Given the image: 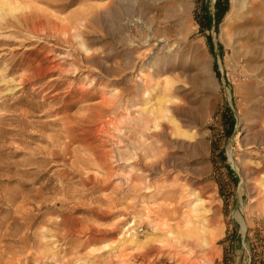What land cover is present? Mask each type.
Wrapping results in <instances>:
<instances>
[{
    "label": "rangeland",
    "instance_id": "374dc122",
    "mask_svg": "<svg viewBox=\"0 0 264 264\" xmlns=\"http://www.w3.org/2000/svg\"><path fill=\"white\" fill-rule=\"evenodd\" d=\"M7 1L0 0V264H221L229 218L241 233L264 223V0H229L217 31L201 30L199 0L188 8L184 0ZM203 1L213 14L216 0ZM187 32L184 44H173ZM147 33L159 34L160 45L141 46ZM164 99L167 111L157 117ZM225 106L236 119L226 137ZM169 119L182 135H157L158 122L173 127ZM214 139L224 164L217 155L213 162ZM224 165L235 179L233 189L225 186L228 215L219 191V181L231 186ZM207 210L218 220L209 244L182 251L166 236L203 226Z\"/></svg>",
    "mask_w": 264,
    "mask_h": 264
},
{
    "label": "trees",
    "instance_id": "16d2710c",
    "mask_svg": "<svg viewBox=\"0 0 264 264\" xmlns=\"http://www.w3.org/2000/svg\"><path fill=\"white\" fill-rule=\"evenodd\" d=\"M199 16L196 20L202 31L214 29L217 31L219 23L229 9V0H216L214 5V13L212 14L203 0H199ZM211 42V36L207 37ZM235 116L230 107L225 106L219 112V123L221 125L220 136H229L234 128ZM215 155L218 161L224 164L225 155L220 147L219 139H214L212 143V159L214 164ZM231 186L224 185L219 181V191L224 199L225 215H228V199L231 197L225 186L232 188L235 185L233 172L228 165H224ZM223 244V256L221 264H238L239 259H245L242 264H264V223L249 227L244 233H241L239 224L232 218L227 221V229L224 238L221 240Z\"/></svg>",
    "mask_w": 264,
    "mask_h": 264
},
{
    "label": "bare ground",
    "instance_id": "6f19581e",
    "mask_svg": "<svg viewBox=\"0 0 264 264\" xmlns=\"http://www.w3.org/2000/svg\"><path fill=\"white\" fill-rule=\"evenodd\" d=\"M118 1V0H117ZM159 1V0H158ZM232 2L234 1V0H231ZM2 5H4V4H9V2L7 1V0H2ZM112 2H114V1H110V2H108V3H110V4H112ZM116 2V1H115ZM114 2V3H115ZM123 2V1H122ZM183 2V4H181L184 8H188L189 7V3H188V0H184V1H180V3H182ZM240 3V2H239ZM134 4V3H133ZM132 4V5H133ZM174 7L176 6V4H173V3H171ZM234 4V3H233ZM105 5V4H104ZM108 5V4H107ZM93 6H95V5H93ZM110 6H112V5H110ZM121 6H122V4L119 2L118 4H115L114 5V7H115V10L116 11H118V10H120L121 9ZM103 7V6H102ZM100 8V7H99ZM139 8V7H138ZM178 8H180V7H178ZM102 9V8H101ZM100 9V10H101ZM140 9V8H139ZM89 10V9H88ZM98 10V9H97ZM112 10V9H111ZM137 10V9H136ZM176 10V9H175ZM87 11V10H86ZM95 12V11H94ZM97 12V11H96ZM178 12V11H177ZM88 13H89V11H88ZM93 13V12H92ZM184 13V12H183ZM79 14V13H78ZM91 14V13H90ZM122 15V14H121ZM186 15H187V13H186ZM230 15V14H229ZM91 15H89V17H90ZM94 16V15H93ZM95 16H96V14H95ZM104 17V16H103ZM126 17V16H125ZM139 17V16H138ZM151 17V16H150ZM91 18V17H90ZM107 18V17H106ZM128 18V17H127ZM130 18V17H129ZM168 18V17H167ZM171 18V17H170ZM111 19V18H110ZM122 19H123V17H122ZM125 19V18H124ZM148 19V18H147ZM131 20V19H130ZM135 19H133V21H134ZM182 20V19H181ZM80 21V20H79ZM132 21V20H131ZM76 22V21H75ZM81 22V21H80ZM181 22V21H180ZM187 22V21H186ZM78 23V22H77ZM110 23V22H109ZM182 23V22H181ZM127 24V23H126ZM183 24V23H182ZM122 25V24H121ZM124 25V24H123ZM179 25V24H178ZM59 26V25H58ZM91 26H92V24H91ZM94 26V25H93ZM115 26V25H114ZM134 26V25H133ZM112 27V26H111ZM185 27V26H184ZM53 28V27H52ZM57 28V27H56ZM135 28V27H134ZM74 29V28H73ZM110 29V28H109ZM122 29V28H121ZM133 29V28H132ZM147 31H148V33H149V29H150V25H148V27H146L145 28ZM152 29V28H151ZM123 30V29H122ZM182 30V29H181ZM189 30V29H188ZM57 31V30H56ZM69 31H70V29H69ZM76 31V30H75ZM74 31V32H75ZM146 31V32H147ZM62 32V31H61ZM64 32V31H63ZM71 32V31H70ZM119 32V31H118ZM133 32V31H132ZM180 32V31H179ZM147 33V34H148ZM70 34H72V32L70 33ZM116 34V33H115ZM155 34V33H154ZM73 35V34H72ZM120 35H122V34H120ZM127 35V34H126ZM158 35L159 34H157V37H155L154 38V36L152 37L150 34H148V39H145L142 43H141V46H144V45H147V46H150V47H155V46H157V45H160V43H159V37H158ZM64 36V35H63ZM115 36V35H114ZM145 36V35H144ZM174 36V35H173ZM72 37V36H71ZM112 37V36H111ZM137 38V37H136ZM159 38V39H158ZM162 38V37H161ZM174 38H176L174 41H173V44H176L177 46H180L184 41H185V39H187L188 38V32L186 33V34H184V33H180V37L178 36H176V37H174ZM129 39V38H128ZM140 39V38H139ZM114 40H115V38H114ZM130 41V40H129ZM184 44V43H183ZM179 48V47H178ZM85 49V48H84ZM170 49V48H169ZM171 49H172V47H171ZM203 50V49H202ZM83 52H85V51H83ZM95 52H96V49H95ZM110 52V51H109ZM113 52V51H112ZM155 52V51H154ZM88 54V53H87ZM177 55V54H176ZM90 56V55H89ZM87 57V56H86ZM144 58V57H143ZM204 58V57H203ZM147 61H148V59H147ZM150 63H151V65L155 68V71H157V72H159V70H160V67L156 64V62H154L153 61V59L150 61ZM165 64L166 63H163L162 65H164L165 66ZM135 65V64H134ZM155 65V66H154ZM48 66H50V65H48ZM136 66V65H135ZM53 68V67H52ZM147 69V68H146ZM151 69V68H150ZM42 70H44V69H42ZM65 70V69H64ZM79 70V69H78ZM136 70V69H135ZM70 71V70H69ZM72 71V70H71ZM129 71V70H128ZM44 73H45V71H43ZM77 72V71H76ZM75 72V73H76ZM80 72V71H79ZM42 73V72H41ZM125 73V72H124ZM28 74V73H27ZM77 74V73H76ZM162 76V75H161ZM136 77V76H135ZM29 78V77H28ZM31 79H28L29 80V82L32 80V76L30 77ZM33 79H35V78H33ZM54 78H50L49 80L50 81H52ZM114 79V78H113ZM121 79V78H120ZM24 78L23 77H21V78H19L17 81H15V79H11V80H8V82H14V84L16 83V84H22V83H24ZM115 81V80H114ZM3 82H6V80L4 79L3 80ZM93 82V81H92ZM94 83V82H93ZM27 84V83H26ZM150 82L148 81V82H146V84H145V86L147 85V86H150ZM25 85V84H24ZM31 85V84H30ZM121 86V85H120ZM14 89L16 88V87H13ZM19 88V87H18ZM81 88H82V86H81ZM80 88V89H81ZM10 89H12V88H10ZM118 89H119V87H118ZM13 90V89H12ZM73 90V89H72ZM123 92V91H122ZM103 95V94H102ZM142 95V94H141ZM167 95V94H166ZM49 98V97H48ZM118 98V97H117ZM103 99V98H102ZM148 99V98H147ZM150 99V98H149ZM174 100V99H173ZM137 101V100H136ZM140 101V100H139ZM176 101V100H175ZM123 102V101H122ZM138 102V101H137ZM167 102H169V100H166V99H164L163 100V103H160V106H159V109H158V111H157V117H164L165 116V112L167 111V106L165 105V103H167ZM120 103V102H119ZM171 103V102H170ZM158 106V105H157ZM183 106V105H182ZM151 107V106H150ZM172 107H174V106H172ZM156 108V107H155ZM154 108V109H155ZM116 109V108H115ZM171 111V110H170ZM52 112V111H51ZM154 113V112H153ZM145 115V114H144ZM168 115H169V113H168ZM140 116V115H139ZM108 117V116H107ZM157 117H155V118H157ZM111 118V117H110ZM117 118V117H116ZM154 118V119H155ZM104 119V118H103ZM102 119V120H103ZM147 119V118H146ZM167 119V118H166ZM113 120V119H112ZM150 120H152V118H150L149 119V121ZM169 120H171V119H169ZM189 120V119H188ZM117 121V120H116ZM104 122V121H103ZM136 122V121H135ZM151 122V121H150ZM106 123V122H105ZM139 123V122H138ZM171 125H173V127H170V126H167V125H165L163 122H158L157 123V125H155L156 126V133H157V135H159V136H164L165 134H166V132H171V134L172 135H182L183 133H182V131H180V124L179 125H177L176 124V122H174L173 121V119L171 120ZM103 124V123H102ZM148 124V123H147ZM170 125V124H169ZM142 126V125H141ZM154 126V125H153ZM194 126V125H193ZM64 127V126H63ZM98 127V126H97ZM99 128V127H98ZM97 128V129H98ZM101 128V127H100ZM136 128V127H135ZM143 128V127H142ZM141 128V129H142ZM108 129V128H107ZM140 129V130H141ZM65 130V129H64ZM103 130V129H102ZM263 130V129H262ZM68 131V130H67ZM104 131H106V128H105V130ZM148 131V130H147ZM149 131H150V129H149ZM100 132H102V131H100ZM106 132H109V130L108 131H106ZM152 133V132H151ZM68 135V134H67ZM72 135V134H71ZM187 135V134H186ZM73 136V135H72ZM158 136V137H159ZM189 136H192V134H189ZM68 137V136H67ZM183 137V136H182ZM66 139V138H65ZM159 139V138H158ZM60 140V139H59ZM176 139H174V140H172V141H175ZM188 140V139H187ZM60 141H62V140H60ZM194 141V140H193ZM66 143V142H65ZM150 143V142H149ZM158 143V142H157ZM190 143V142H189ZM70 144V143H69ZM152 144H154V143H152ZM156 145V144H155ZM165 145V142H162L161 143V145H160V147H159V145H157L158 146V151L159 152H161V151H164V150H161L162 148H163V146ZM147 146H148V144H147ZM67 147V146H66ZM142 147H143V145H142ZM162 147V148H161ZM150 148V147H149ZM155 148V147H154ZM175 148V147H174ZM146 150V149H145ZM153 150V149H152ZM144 151V150H143ZM153 152V151H152ZM155 152V151H154ZM148 153V152H147ZM163 153V152H162ZM166 153V152H165ZM230 153V156L232 157V152H229ZM47 154V153H46ZM57 156H55L54 155V153H52V158H56ZM46 158V157H45ZM164 158V157H163ZM163 158L161 159L160 158V163H159V168H158V171L160 172V173H164L165 174V171H166V167H165V164H164V161L165 160H163ZM159 160V159H158ZM50 163V162H49ZM40 166V165H39ZM154 166V165H153ZM31 169V168H30ZM154 169V168H153ZM158 175H159V173H158ZM39 177H42V176H44V174L42 173V174H39L38 175ZM262 187V186H261ZM261 189V188H260ZM44 197V196H43ZM199 203V202H198ZM202 204V203H201ZM203 206V205H202ZM209 206V205H208ZM195 207V206H194ZM204 207V206H203ZM210 207V206H209ZM209 207H208V209H209ZM54 211V210H53ZM211 211V210H210ZM209 210H207L205 213H207L206 215H209V217H207V218H205V223L203 224V226H201V224H200V226H193V228H190V226H189V229H185L183 232H182V234H181V236L178 238V239H176V238H174V235L172 234V233H169L168 231H166V236H168V237H170L171 239H173V241H175L176 243H178L179 244V246H180V248L181 249H183L182 251H187L188 249V247H192V248H195V247H200V246H203L204 244H209V242L211 241V240H213V238H214V236H215V230L214 229H217L216 228V226H217V224H218V220H217V216H216V212H214V211H212V212H210ZM188 214V213H187ZM197 216V215H196ZM125 218V217H124ZM191 218H192V216H191ZM197 218V217H196ZM190 221V220H189ZM188 222V221H187ZM132 223H130V224H128L127 226H126V229H130L131 227H132ZM186 226V225H185ZM243 227V226H242ZM157 229V228H156ZM155 230V229H154ZM219 231V230H218ZM164 234V233H163ZM180 234V233H179ZM159 242V241H158ZM172 242V241H171ZM213 243V242H212ZM211 243V244H212ZM175 244V243H174ZM164 245V244H163ZM172 245V244H171ZM156 246V245H155ZM160 246V245H159ZM170 246V245H169ZM176 246V245H175ZM161 247H163V246H161ZM165 247V246H164ZM144 248H145V246H144ZM179 248V249H180ZM45 249V248H44ZM177 249V248H176ZM187 249V250H186ZM209 249V248H208ZM144 250V249H143ZM172 250V249H171ZM142 251V250H141ZM189 251H190V249H189ZM194 251V250H193ZM201 251V250H200ZM149 252V251H148ZM47 253V252H46ZM133 253V252H132ZM191 253H193V252H191ZM146 256V255H145ZM183 256V255H182ZM185 256V255H184ZM158 257H160V256H158ZM181 257V256H180ZM187 257V256H186ZM185 257V258H186ZM181 258H183V257H181ZM184 258V259H185ZM189 258V257H188ZM195 258V257H194ZM138 260V259H137ZM195 260V259H194ZM188 261V260H187ZM191 261V260H190ZM146 262V261H145ZM191 263V262H190Z\"/></svg>",
    "mask_w": 264,
    "mask_h": 264
}]
</instances>
